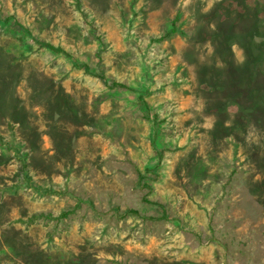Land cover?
Masks as SVG:
<instances>
[{
    "label": "rangeland",
    "instance_id": "obj_1",
    "mask_svg": "<svg viewBox=\"0 0 264 264\" xmlns=\"http://www.w3.org/2000/svg\"><path fill=\"white\" fill-rule=\"evenodd\" d=\"M0 264H264V0H0Z\"/></svg>",
    "mask_w": 264,
    "mask_h": 264
},
{
    "label": "trees",
    "instance_id": "obj_2",
    "mask_svg": "<svg viewBox=\"0 0 264 264\" xmlns=\"http://www.w3.org/2000/svg\"><path fill=\"white\" fill-rule=\"evenodd\" d=\"M174 31H175V28H172V30L168 32V35L172 34ZM40 45L43 46V47H45V48H47V49H49V50H51V51H53V52H56V53H63V54H65L67 57L70 58V55H69L68 53H65L64 50H62V49L59 48V47H55V46H53V45H51V44L44 43V42H41ZM73 65H74L76 68H83V69L85 70V72L88 73V74H91V73H92V72L90 71L89 67L86 66V65H81V64H79V63L76 62V61H73ZM91 75H92V74H91ZM100 78L102 79V77H100ZM111 86H112V87H124L122 84H119V83H117V82H112V83H111ZM145 115H146V118H149V115L147 114V111H146V114H145ZM129 212H131V211H129Z\"/></svg>",
    "mask_w": 264,
    "mask_h": 264
}]
</instances>
